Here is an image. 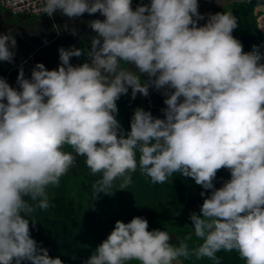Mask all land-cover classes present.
Returning a JSON list of instances; mask_svg holds the SVG:
<instances>
[{
  "label": "clouds",
  "instance_id": "1",
  "mask_svg": "<svg viewBox=\"0 0 264 264\" xmlns=\"http://www.w3.org/2000/svg\"><path fill=\"white\" fill-rule=\"evenodd\" d=\"M39 12L104 19L88 21L90 50H58L57 69L37 63L27 79L21 68L19 90L0 77V264H63L31 237L29 218L34 225L37 210L50 207L48 188L77 157L100 176L95 198L129 188L138 169L154 185L180 173L210 190L189 217L197 247L186 242L192 233L174 245L167 230L149 231L136 216L116 221L85 264H220L217 253L233 250L244 264H264V53L243 51L232 35L237 17L216 13L198 26V0H150L135 10L132 0H43ZM15 47L11 32L0 33V61L13 62ZM82 55L86 62L70 63ZM150 87L163 90L165 118L137 108L125 133L117 101L129 89L148 96ZM221 169L230 179L216 188Z\"/></svg>",
  "mask_w": 264,
  "mask_h": 264
},
{
  "label": "trees",
  "instance_id": "2",
  "mask_svg": "<svg viewBox=\"0 0 264 264\" xmlns=\"http://www.w3.org/2000/svg\"><path fill=\"white\" fill-rule=\"evenodd\" d=\"M250 1L234 2L215 11V14L231 11L237 17L238 26L232 35L241 42L245 53L252 51L254 46L259 51L264 46V32L260 30L255 15L256 5H252ZM84 163H79L78 173L63 176L58 188H48L50 207L46 211L37 210L34 225L29 218L31 237L40 247L48 250L50 257H59L63 264H85L96 247L114 229L116 221L128 223L136 216L148 221L149 231L160 229L178 232L181 240L192 233V239L186 241L190 249L202 243L195 236L188 215L192 203L203 201L210 190H203L192 178L180 173H174L164 184L154 185L138 169L132 174V180L139 179L140 182L124 190L116 189L111 195L101 192L95 198L91 185L100 176L92 175ZM225 178H230V172L227 169L219 170L214 180L215 187ZM141 190L145 193L143 198L136 196ZM202 191H205V197L201 196ZM231 255L232 258H228ZM217 257L220 264L242 262L235 250L220 251ZM181 260L185 264H191V261L195 262L197 259L192 257ZM131 264L138 262L133 261Z\"/></svg>",
  "mask_w": 264,
  "mask_h": 264
},
{
  "label": "crops",
  "instance_id": "3",
  "mask_svg": "<svg viewBox=\"0 0 264 264\" xmlns=\"http://www.w3.org/2000/svg\"><path fill=\"white\" fill-rule=\"evenodd\" d=\"M245 1L248 0H198V11L204 16V20L198 21V26H203L208 17L215 14L217 9L232 5L234 2ZM259 1L261 3L255 8L256 14L259 16V28L264 32V0ZM146 4H150V0H132L133 10L139 5ZM94 19L103 20L104 17L99 12L92 15L85 13L74 20H70L60 12L54 13L52 17H15L0 8V33L11 32L16 40V47L12 49L15 53L13 62L0 61V77L4 78L11 87L19 90L17 76L21 68H23L25 78L30 79L32 69L37 63L44 64L48 70L58 68L60 65L58 50L61 47L65 49L71 47L88 48L90 50V40L96 33L88 26V21ZM73 30L76 31V35L72 34ZM87 59L83 55L78 58L72 57L70 63L77 66L86 62ZM142 78L147 79L146 76ZM151 92H155L166 99L163 90L157 91L150 87L149 93ZM117 107L118 115L116 118L120 121L123 131L127 133L130 131V122L134 110L137 108H143L145 111L150 110L149 95L144 96L137 93L133 98L131 89H129L128 94L122 95L117 101ZM159 107L166 108L164 101H159ZM66 150L71 151V149ZM81 161L84 163V157H77L74 174L79 172ZM74 174L68 173L67 175L72 176ZM169 234L172 237L171 243L178 245L181 238L175 234ZM193 262L191 263L193 264ZM181 264H185V262L181 260Z\"/></svg>",
  "mask_w": 264,
  "mask_h": 264
},
{
  "label": "built area",
  "instance_id": "4",
  "mask_svg": "<svg viewBox=\"0 0 264 264\" xmlns=\"http://www.w3.org/2000/svg\"><path fill=\"white\" fill-rule=\"evenodd\" d=\"M42 3L43 0H0V8L15 17L39 18L48 16L39 12ZM262 53H264V51ZM262 63H264V60H262ZM224 182L225 181L219 182L218 188L222 187ZM201 206L202 203H197L194 208L200 210Z\"/></svg>",
  "mask_w": 264,
  "mask_h": 264
},
{
  "label": "rangeland",
  "instance_id": "5",
  "mask_svg": "<svg viewBox=\"0 0 264 264\" xmlns=\"http://www.w3.org/2000/svg\"><path fill=\"white\" fill-rule=\"evenodd\" d=\"M251 2V4L252 5H256V7L258 6V4L259 3H261L259 0H251L250 1ZM255 15L257 16L256 18H257V24H258V26H259V22H258V14H256V8H255ZM262 50H264V46L262 47V49L260 50V52H262ZM229 178H225V179H223V180H221V181H227ZM220 181V182H221ZM137 182H140V180L139 179H134L133 180V183L129 186V187H132V185H134V184H136ZM217 188H218V185H217ZM137 195L136 196H139V197H141V198H143L144 197V195H145V193H144V191H139V192H137L136 193ZM102 198H104L103 196H102ZM131 202V201H130ZM197 203H203V201L202 200H198V201H195L194 203H192V205H191V210H190V213H189V215L188 216H190L191 215V213H193V212H196L197 214H199V212H200V210H196L194 207H195V205L197 204ZM169 233H172V234H175V235H177V234H179L178 232L176 233H174V232H169ZM178 236V235H177ZM228 258H232V255L231 256H228ZM233 260H236V259H233ZM192 262V261H191ZM234 262H236V261H234ZM192 264V263H191ZM193 264H213V262H211L210 260H208V259H206V258H202V259H200V260H196L195 262H193ZM240 264H244V262L242 261Z\"/></svg>",
  "mask_w": 264,
  "mask_h": 264
},
{
  "label": "water",
  "instance_id": "6",
  "mask_svg": "<svg viewBox=\"0 0 264 264\" xmlns=\"http://www.w3.org/2000/svg\"><path fill=\"white\" fill-rule=\"evenodd\" d=\"M233 1H241V0H233ZM149 100H150V110H148V112H150L153 117L156 118H160V119H164V113L162 111L163 108L159 107V101H164L165 98L157 95L155 92H151L149 93ZM69 174H74L75 173V166L71 167L69 169Z\"/></svg>",
  "mask_w": 264,
  "mask_h": 264
}]
</instances>
